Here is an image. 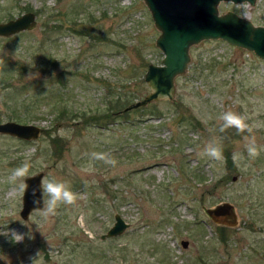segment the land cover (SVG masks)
Instances as JSON below:
<instances>
[{"label":"rangeland","instance_id":"obj_1","mask_svg":"<svg viewBox=\"0 0 264 264\" xmlns=\"http://www.w3.org/2000/svg\"><path fill=\"white\" fill-rule=\"evenodd\" d=\"M219 10L264 25V0ZM25 11L35 13V27L0 36V121L43 130L33 140L0 134V264H264V59L203 40L191 46L173 100L95 121L117 97L133 103L148 93L144 72L163 57L143 0H0V21ZM226 111L252 131L221 132ZM209 144L222 159L203 154ZM24 162L28 175L67 183L75 204L23 219L24 178L10 176ZM222 200L238 216L223 235L202 208ZM115 213L128 227L101 238Z\"/></svg>","mask_w":264,"mask_h":264},{"label":"water","instance_id":"obj_2","mask_svg":"<svg viewBox=\"0 0 264 264\" xmlns=\"http://www.w3.org/2000/svg\"><path fill=\"white\" fill-rule=\"evenodd\" d=\"M150 12L154 26L159 30L155 45L163 53L160 64L149 63L143 79L149 92L141 99L125 106L123 111L142 107L159 99L173 100L176 92L175 79L185 73L191 60L190 48L203 40L221 39L236 47L252 51L264 59V25L255 24L247 16L227 10L220 12L221 2L247 3L254 6L257 0H143ZM36 25V15L25 11L18 16L0 21V36H11L30 30ZM43 128L33 123L15 120L0 121V134L23 140L37 139ZM43 172L24 178L27 190L22 192L19 211L27 219L33 210L42 209L43 203L35 205L33 199H41ZM35 190L36 197L32 192ZM44 199V198H43ZM207 217L216 225L234 227L238 224L235 205L222 200L212 206L202 207ZM129 223L119 214L101 238L123 233ZM187 246V240H181ZM228 264V263H218Z\"/></svg>","mask_w":264,"mask_h":264},{"label":"clouds","instance_id":"obj_3","mask_svg":"<svg viewBox=\"0 0 264 264\" xmlns=\"http://www.w3.org/2000/svg\"><path fill=\"white\" fill-rule=\"evenodd\" d=\"M220 120L223 121L222 126L220 127V131L224 132L225 130L229 128H235L237 132L243 133L245 131L251 132L252 128L249 126V124L246 122L245 118L242 115H239L233 111H226L224 112L220 117ZM248 154L250 157H257L259 155L258 149L254 146V144H250L247 148ZM204 155H207L213 160H220L223 158V151L220 147L215 146L213 144H209L205 150ZM95 159H99L104 161L106 164L115 166L117 161L114 158H111L107 156V154L104 153H93L92 154ZM234 159H237L234 157ZM31 168V164L28 162L22 163L20 166L16 167L12 170L10 180L12 182H16L17 180H23ZM41 199H33V203L35 205H40L41 202L43 203V209L38 210L41 212V215L44 218H47L49 216L55 215L58 207L61 204L64 205H73L75 204L77 200V194L74 193L70 186L65 182L56 181L53 179H47L44 178L41 181ZM27 184L26 183H20L18 185V190L21 192H24L27 190ZM33 197H36L35 190L32 192ZM47 197L46 200H44V197ZM12 238L15 242L19 243L21 242L24 237L20 234L13 233Z\"/></svg>","mask_w":264,"mask_h":264},{"label":"trees","instance_id":"obj_4","mask_svg":"<svg viewBox=\"0 0 264 264\" xmlns=\"http://www.w3.org/2000/svg\"><path fill=\"white\" fill-rule=\"evenodd\" d=\"M11 17V15L9 16ZM12 18V17H11ZM132 101L131 98H124L122 99V97H117L116 99L112 100L109 105H108V109L109 110H106L100 114H94V115H91V118L92 120H95V121H99V119H103V120H106V119H111L112 117H114V111H117L119 110L120 108H124L125 106H127L128 104H130ZM11 118H15L17 120L19 119H23V117H17V116H10ZM24 119H26L24 117ZM227 157H230V155H226ZM232 167V165H230ZM219 227V231L221 232V235H223V231L225 230L224 226H218Z\"/></svg>","mask_w":264,"mask_h":264}]
</instances>
